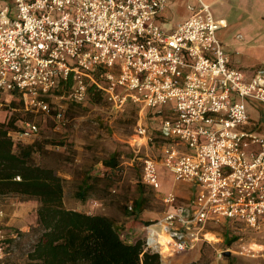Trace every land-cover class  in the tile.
I'll use <instances>...</instances> for the list:
<instances>
[{"label": "built area", "instance_id": "built-area-1", "mask_svg": "<svg viewBox=\"0 0 264 264\" xmlns=\"http://www.w3.org/2000/svg\"><path fill=\"white\" fill-rule=\"evenodd\" d=\"M167 1L0 3V107L21 100L20 111L62 122L64 106L51 99L61 101L67 93L70 102L84 103L99 72L103 98L113 108L132 105L140 117L143 109L157 116L153 146L159 152L141 159L140 183L156 192L159 164L190 191L186 205L172 192L161 197V217L142 227L144 251L170 258L210 244L206 235L215 237L210 228L222 226L236 236L241 251L259 255L264 128L246 105L264 104V70L249 74L230 63L217 37L225 21L215 19L201 0L187 6L189 17L166 32L156 18ZM169 99L174 107L163 114ZM37 133V124L25 120L7 135L17 143ZM136 133L145 145L152 142L141 124ZM8 238L15 235L0 229V260L11 249Z\"/></svg>", "mask_w": 264, "mask_h": 264}, {"label": "rangeland", "instance_id": "rangeland-1", "mask_svg": "<svg viewBox=\"0 0 264 264\" xmlns=\"http://www.w3.org/2000/svg\"><path fill=\"white\" fill-rule=\"evenodd\" d=\"M6 2L0 0L3 6ZM212 8V14L235 23L233 28L221 29L217 35L226 52H233L236 66L249 74L254 69L264 70V0H251L249 4L242 8L237 6L232 11L219 9L215 12V7ZM187 13L185 5L183 7L179 3L172 4L170 10L166 11L173 24L180 23ZM237 32L242 37L234 40ZM51 100L64 106L63 121L56 122L53 115H34L17 110L19 117L35 122L38 126L36 136L19 143L35 145L38 151L33 154V161L53 168L65 180L66 208L105 215L113 221L119 232L131 233L134 237L139 235L146 221L161 217L165 209L161 197L166 196L171 188L181 191L165 167H157L159 189L156 192L140 183L141 159L146 154L157 156L159 152L153 146L158 141L154 130L157 116L154 113L150 116L151 112L143 109L140 117L138 108L132 105L115 109L104 98L97 104L86 101L74 104L64 93L61 101L56 97ZM174 104V100L169 99L162 107V113L168 114ZM246 106L258 119V127L264 128V104L251 102ZM4 109L0 107V119L3 118ZM139 124L146 128V134L152 139L147 145L136 133ZM112 159L116 163L115 167L105 165ZM81 188L85 193L83 202L77 198ZM142 197L147 199L142 211L137 215L129 213L127 206L134 205ZM187 201L188 198L180 199L179 204L186 205ZM37 207L38 202L34 198L0 196V229L6 236L15 235L9 253L0 260V264H25L26 253L34 240L30 228L35 226ZM210 231L215 237L206 235L211 243L203 246L200 264H264V250L260 249L259 255L248 250L241 251L235 239L227 245L225 227L214 226ZM229 235L232 237L234 234ZM200 246L201 243L179 255L162 258V264H169L168 260L180 264L181 261H177L179 257L184 261L196 260ZM221 251L229 252V256L220 257Z\"/></svg>", "mask_w": 264, "mask_h": 264}, {"label": "trees", "instance_id": "trees-1", "mask_svg": "<svg viewBox=\"0 0 264 264\" xmlns=\"http://www.w3.org/2000/svg\"><path fill=\"white\" fill-rule=\"evenodd\" d=\"M101 88L103 82L98 72L94 75V83L89 86L86 102L99 103L103 98ZM17 101L10 102L0 119V196H25L38 202L35 226L30 228L34 240L26 253L25 264H162L157 253L144 251L140 236L127 233L131 234L128 237L119 232L109 217L65 207V180L53 168L33 161V154L38 151L35 145L14 143L7 135L9 131L20 130L25 121L16 113L20 111ZM105 165L115 167L116 163L112 159ZM77 198L82 202L85 200L82 188L77 192ZM146 202L147 199L140 198L128 212L139 214ZM149 222L146 221L141 228ZM224 234L227 245L236 238ZM14 240H6L8 248ZM204 245L206 243L202 242L196 260L184 261L179 257L177 261L180 260V264H200ZM168 263L173 264L170 260Z\"/></svg>", "mask_w": 264, "mask_h": 264}, {"label": "crops", "instance_id": "crops-1", "mask_svg": "<svg viewBox=\"0 0 264 264\" xmlns=\"http://www.w3.org/2000/svg\"><path fill=\"white\" fill-rule=\"evenodd\" d=\"M201 1L203 3H205L206 5H208L209 8H210V10L213 9L212 6L215 7L214 11L217 12L219 9H224V10H227V11H232V10H235V8L237 6H240L242 8L244 5L249 4L251 0H201ZM175 3H179L183 7L185 5L186 8H187V6H193V7H195L198 4L197 0H168L166 2V4H165L164 8L160 11V13L158 14V16L156 18V23H158L166 32H170L175 27V25H176V24H173L172 21H170L169 18L167 17V15H166V11L170 10V6L172 4L174 5ZM225 4H227V5H225ZM218 7H221V8H218ZM189 15H190V13L188 12L186 14V16L182 19V21L185 20L187 17H189ZM212 16L215 19H217V20H224L225 21L226 27H224L223 29L233 28L235 26V23H230V22H228V20H226L223 17L218 16L217 14L216 15L212 14ZM238 35H240L238 32L235 33V36L233 37L234 40L239 39V38H237ZM217 37H218V35H217ZM218 39H219V37H218ZM221 43L223 44L222 41H221ZM223 47H224V44H223ZM225 51H226V48H225ZM227 54H228L230 63L233 66H236L237 62L234 60L233 52H232V54H230V53H227ZM236 67H238V66H236ZM238 68H240V67H238ZM240 69H242V68H240ZM254 70H256V69H254ZM157 167L159 169H161L162 166L158 164ZM177 187H179V189H181V191H174L171 188V189L168 190V193L169 192L174 193L176 195L177 202H179L180 199H187L188 196H189V194H190L189 188L188 187H185V186H181L179 184H178ZM69 209H73V210H76V211H79V212L81 211V210H79V208H69ZM81 212L92 213V212H88V211H81ZM142 235H143V231H142V228H141V233L139 235H137V236L138 237L139 236L141 237Z\"/></svg>", "mask_w": 264, "mask_h": 264}, {"label": "water", "instance_id": "water-1", "mask_svg": "<svg viewBox=\"0 0 264 264\" xmlns=\"http://www.w3.org/2000/svg\"><path fill=\"white\" fill-rule=\"evenodd\" d=\"M224 256L226 257V256H229V252H224Z\"/></svg>", "mask_w": 264, "mask_h": 264}]
</instances>
